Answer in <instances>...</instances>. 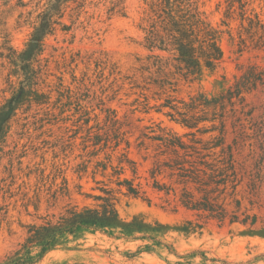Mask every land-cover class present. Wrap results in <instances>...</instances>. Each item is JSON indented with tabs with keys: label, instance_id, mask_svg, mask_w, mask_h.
Segmentation results:
<instances>
[{
	"label": "rangeland",
	"instance_id": "1",
	"mask_svg": "<svg viewBox=\"0 0 264 264\" xmlns=\"http://www.w3.org/2000/svg\"><path fill=\"white\" fill-rule=\"evenodd\" d=\"M25 1L26 6L17 0L0 6V100L11 94L9 81L18 80L10 57L25 48L44 2ZM250 2L249 12L264 19V0ZM199 6L211 24L220 26L226 0H201ZM147 9V0H82L68 8L62 19L66 28L58 26L46 38L33 65L37 77L31 101L19 110L0 145V259L20 248L31 225L46 215L58 214L68 204L92 205L102 189L118 188L117 156L109 162L110 150L92 145L94 136L110 127L105 118L112 110L125 122L123 129L135 132L132 141L149 126L183 134L187 128L153 106L169 94L188 98L202 91L218 93L249 64L264 67V51L241 50L239 20L233 19L228 28L220 26L223 59L214 70L203 68L188 80L174 66L168 73L159 72L160 63L144 47ZM162 77L167 79L164 88L155 82ZM248 100L259 104L254 95ZM251 143L238 154L241 182L234 192L229 186L219 202L240 219H256V224L220 222L186 208L179 200L182 187L173 182L167 183L172 186L169 194L152 189L145 179L149 162L139 165L141 177L136 181L144 184L151 201L117 193L124 220L139 217L168 224L167 232L157 234L179 255L199 250L219 261L203 260L201 255L179 258L163 246L130 257L143 241L87 232L70 248L52 250L38 264H264V237L247 234L249 228H264V152L254 139ZM131 156L142 161L135 153ZM189 223L191 231L178 230Z\"/></svg>",
	"mask_w": 264,
	"mask_h": 264
},
{
	"label": "trees",
	"instance_id": "2",
	"mask_svg": "<svg viewBox=\"0 0 264 264\" xmlns=\"http://www.w3.org/2000/svg\"><path fill=\"white\" fill-rule=\"evenodd\" d=\"M81 1L44 0L25 48L19 52L14 50L10 57L16 65L18 80L9 81L11 94L0 100V145L6 141L19 110L31 101L30 93L37 77L33 65L44 50L46 38L54 34L58 26L66 28L62 19L68 8L81 5ZM200 1L147 0L144 47L160 63L159 72L168 73L174 66L188 80L189 75L199 74L203 68L214 70L223 59L220 39L224 30L220 26L228 28L233 19L239 20L241 50L251 47L264 51V19L254 10L249 12L250 0H226L220 26H214L205 18ZM8 2L10 0H0V6ZM17 4L26 6L27 1L17 0ZM165 68L169 69L166 71ZM159 80L155 82L164 88L167 79ZM250 95L259 100L258 105L251 104ZM153 107L188 130L180 134L159 125L158 129L149 126L146 127L149 131H142L132 141L135 132L123 129L125 122L112 110L105 118L110 127L104 134L95 135L92 145L99 151L110 150L107 154L109 162L113 155L117 156L118 165L114 171L119 175L118 188L102 189L103 193L95 195L96 203L92 205L79 208L68 204L58 214L46 215L40 223L31 225L20 248L0 259V264H38L52 250L70 248L74 240L87 232L143 241L135 251L129 252L130 257L163 246L179 258L201 255L203 260L210 259L199 250L179 255L172 244L157 234L167 232L171 228L168 224L148 222L139 217L124 220L120 216L118 192L151 201L144 184L136 181L141 177L138 176L139 165L147 162L149 176L145 179L152 189L169 194L172 186L167 183L173 182L182 187L179 200L186 208L204 212L220 222L256 224V219H240L228 212L225 203L219 201L229 186L234 192L241 182L238 167L241 149L252 146L254 139L255 145L264 152V67L249 64L228 88L218 93L202 91L188 98L169 94ZM256 111H260L257 116ZM230 137L231 142L228 141ZM132 153L139 155L142 161L132 157ZM128 170L131 176L127 175ZM190 224L178 230L189 232ZM247 232L264 237V228H249ZM210 260L219 261L216 258Z\"/></svg>",
	"mask_w": 264,
	"mask_h": 264
}]
</instances>
